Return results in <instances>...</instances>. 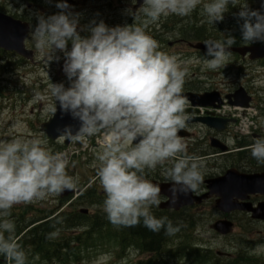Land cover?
<instances>
[{
    "label": "clouds",
    "instance_id": "1",
    "mask_svg": "<svg viewBox=\"0 0 264 264\" xmlns=\"http://www.w3.org/2000/svg\"><path fill=\"white\" fill-rule=\"evenodd\" d=\"M230 5L239 8L235 15L243 21L241 41L264 43V12L250 9L247 0H143L139 13L125 10L134 20L131 25L114 27L102 20L80 27L79 14L68 11L66 0L55 5L59 13L37 15L32 31L35 48L47 65L59 61L57 51L63 53V72L70 82L67 88L63 83L49 84L53 100L49 110L56 113L59 106L61 113L80 124L75 134L66 126L60 135L80 141L105 133L103 150L96 157L97 176L105 193L102 210L113 226L142 224L153 233L163 230L165 235H175L179 225L151 212L162 203L161 188L145 178V171L170 164L163 174L171 184L172 205L180 194L198 191L204 180L203 162L186 154V144L178 135L191 119L186 112L187 98L182 95L187 69L177 57L158 51L159 44L146 33V26L169 15L187 17L198 6L214 25L223 21ZM83 31L88 35L81 36ZM235 43L231 35L223 41L205 40V56L210 57L207 67L224 68L228 49ZM34 99L45 101L49 96L36 92ZM42 144L38 138L0 143V256L10 264H27L26 253L15 238V223L4 219L13 206L45 201L75 187L66 172V155L52 154ZM251 156L264 164V138L251 146ZM59 234L57 228L46 239L54 240ZM106 259L99 256L93 264H103Z\"/></svg>",
    "mask_w": 264,
    "mask_h": 264
},
{
    "label": "rangeland",
    "instance_id": "2",
    "mask_svg": "<svg viewBox=\"0 0 264 264\" xmlns=\"http://www.w3.org/2000/svg\"><path fill=\"white\" fill-rule=\"evenodd\" d=\"M240 2L243 3V0H240ZM262 3H264V0H247L250 9L264 12ZM109 5L111 4H108L107 0H103L102 3L87 1L85 5L81 3H76L72 7L69 5L71 9H68V11L73 14H79L80 27L88 26L83 25L85 23L100 22L101 20L105 21L109 27L129 24L131 21L134 22L133 18L127 15L125 11L132 5L129 0H121L120 3L117 0H113L112 5ZM0 6L6 12L5 14L11 16L18 14L21 20L24 19L26 22L36 18L38 14H46V11L52 12L49 9L52 6V0H0ZM59 11L60 9L57 10V12ZM238 11V7L230 5L228 12L225 13L227 17L223 20V23L228 28V32L235 33L238 31L236 40L239 42L241 41L240 25L243 21H238L235 15ZM200 12H202V7H200ZM199 14L201 15L203 12ZM83 18L87 21H82ZM140 19H143L142 14ZM135 23L139 24L140 20ZM147 26H152V23ZM83 32H80L81 36ZM86 33L88 35V32ZM146 33L150 35V30L148 29ZM154 37H156L159 44L158 51L163 53L168 51V55L177 57L180 66L187 69L185 80L199 81L195 83L197 89L203 90L218 87L226 92L238 86L246 87L250 93L257 96L255 104L263 107L264 115V61L242 62L240 59H236V56L228 55L224 68L210 70L206 61L203 63L199 62L194 56L186 58L190 50L185 46H175L168 50L165 42L167 40L173 42L171 36L167 37L157 34ZM31 40L32 43H28L27 48L34 52L32 61L26 62L16 56L6 55L3 59L4 62L0 63H9L6 71L0 72V143H7L13 140L25 142L38 138L43 142L42 146L50 150L52 154L60 153L66 155L68 159L66 172L74 180L75 187L73 189L77 190V192L80 190L81 193L64 198L65 209H69V205L77 202L82 194L84 196L81 199L82 202L98 209L93 199H88L86 195L95 193V189L103 191L99 178L95 175V170L99 167L96 157L98 153L102 152L104 141L99 140L96 148L94 147L95 139L90 141L82 139L80 145L72 143L69 146H64L61 140L50 143L40 132L41 124L47 122L53 115L49 110V105L53 103L48 92L49 84L63 83L67 88L70 82L63 72V53L57 51L55 55L60 57L59 61L53 60L47 65L45 57L35 48L33 36H31ZM251 44L264 43L255 42ZM70 48L71 44L69 43L68 50ZM36 92L47 94L49 99L45 101L35 100L34 94ZM98 138L100 139V137ZM42 202H44V205H41ZM58 202H60L59 194L53 195L45 201L32 204L44 210V208L53 209L58 205ZM81 207L89 208L91 213L95 211L94 208L86 205H81ZM218 219L219 215L214 208L213 201H208L199 207L184 210L175 219L181 224L179 227L182 228V231L167 238L163 246L167 251L164 253L158 252L156 255L157 263L197 264L189 255L184 257L183 253L178 252L179 248L189 247L199 249L198 252L202 257L199 260L201 261L200 264H226L224 259L216 255L217 252L239 258L241 254H245L246 251H249L255 245L256 257L264 262V224L248 223L247 219L242 215L236 216L234 219L238 225H235L231 235L219 237L210 230L211 224ZM183 228H186V230H183ZM74 231V234L78 233L77 230ZM103 245H106V243ZM102 255L107 257L103 264H136L139 259L137 253L133 250H130L124 258H121L113 249L107 251L106 248L95 247L91 256L83 258L80 264H93L96 258ZM37 260L39 261L38 264H47L41 262L40 258H37Z\"/></svg>",
    "mask_w": 264,
    "mask_h": 264
},
{
    "label": "trees",
    "instance_id": "3",
    "mask_svg": "<svg viewBox=\"0 0 264 264\" xmlns=\"http://www.w3.org/2000/svg\"><path fill=\"white\" fill-rule=\"evenodd\" d=\"M175 18L185 19V17L179 18L178 16ZM182 29L183 27L180 28V30ZM200 32L201 34L204 33V29L201 28ZM41 205L44 204L41 203ZM56 210L57 207L41 210L34 205H22L20 207H13L10 210V215L4 217V219H11L16 225L15 238H18L17 243L26 253L27 264L39 262L37 258H40L41 262L47 264H66L75 257L77 259L79 255L89 248L102 245L104 243L102 238L109 235L114 237L111 243L117 249L119 248L120 251L124 252L125 249L133 247L141 255L151 254L154 256L163 249L165 241L170 237L165 235L163 230L160 233H153L143 227L142 224L130 228H112L105 223L108 221L103 217L100 218L95 215L86 218L80 216L77 212L73 213L76 215L72 213L65 215L58 214L49 219ZM43 220L45 222L32 227L35 222ZM73 227L80 230L76 237L63 236L60 233L58 238L54 240L46 239L47 234L57 228L59 230L62 228L70 230ZM179 250L187 256L191 254L198 255V251L194 248L182 247ZM5 261V258L0 256V264H4ZM154 263L155 260L149 258L147 261L139 262L138 264Z\"/></svg>",
    "mask_w": 264,
    "mask_h": 264
},
{
    "label": "water",
    "instance_id": "4",
    "mask_svg": "<svg viewBox=\"0 0 264 264\" xmlns=\"http://www.w3.org/2000/svg\"><path fill=\"white\" fill-rule=\"evenodd\" d=\"M143 0H137V7L142 4ZM135 10V8H134ZM28 27L18 21H14L9 17L0 14V48L7 51H14L15 53L30 58L31 53L25 51L23 48V42L27 35ZM195 48L203 49L201 45H196ZM239 53L244 56L247 52L250 53L249 58L251 60L263 59L264 58V46L263 47H252L246 50H238ZM187 100L191 102L193 107H209L212 106L215 101H218L217 94H210L205 96H195L191 94L184 95ZM235 102L233 105L246 107L249 99L244 97L242 91H238L233 96ZM229 99V98H228ZM219 102V101H218ZM209 126L218 125L221 121L211 119H196ZM70 126L73 130V134L80 127L79 121L73 119L69 114L61 113L59 107L54 117L45 125L42 126V131L50 139H55L61 136V131L66 127ZM70 141L67 140V144ZM260 178V179H259ZM263 177H251V178H238L226 175L221 179L211 181L208 189L211 191L208 196L215 195L218 197L216 201V208L222 213H230L235 210L249 211L252 213L253 218L264 220V205L259 206L255 210L249 209L244 204H237L233 199L245 200L247 194L264 193V179ZM167 195V191L165 192ZM172 196V193L168 195ZM204 196L203 198H205ZM200 202L201 198L195 199ZM193 199L189 198L188 195L180 194L178 196L175 205H166V208L178 209L183 206L192 204ZM213 230L222 235H227L230 232L231 225L225 222H217L212 226Z\"/></svg>",
    "mask_w": 264,
    "mask_h": 264
},
{
    "label": "flooded vegetation",
    "instance_id": "5",
    "mask_svg": "<svg viewBox=\"0 0 264 264\" xmlns=\"http://www.w3.org/2000/svg\"><path fill=\"white\" fill-rule=\"evenodd\" d=\"M193 125L187 126L185 129L180 130L179 136L186 144L188 156L197 157L204 164V180L200 188L193 194L199 195L205 193L206 181L214 180L222 177L227 173L232 175H264V164L258 163L251 156V146L258 138H264V121H262L258 131L253 133L251 137L240 136L233 127H226L220 131L210 130L205 127H199L197 132H193L190 128ZM215 140V147H210L211 140ZM210 142V143H209ZM223 149L225 151H223ZM170 167V164L164 166H157L154 171H145V178L152 183L170 184L169 179L163 174L164 168ZM162 203L167 201L166 197L160 195ZM212 200V199H211ZM247 202L256 207L258 204L264 203V194H255L249 196ZM167 213L168 211H161L159 207H153L151 212ZM170 213V212H168ZM242 215L247 219L248 223L264 224L260 220H252L250 214L234 212L227 216H222L230 220L234 225H238L234 217ZM221 218V217H220Z\"/></svg>",
    "mask_w": 264,
    "mask_h": 264
},
{
    "label": "bare ground",
    "instance_id": "6",
    "mask_svg": "<svg viewBox=\"0 0 264 264\" xmlns=\"http://www.w3.org/2000/svg\"><path fill=\"white\" fill-rule=\"evenodd\" d=\"M159 236V235H158ZM155 238V237H154Z\"/></svg>",
    "mask_w": 264,
    "mask_h": 264
}]
</instances>
